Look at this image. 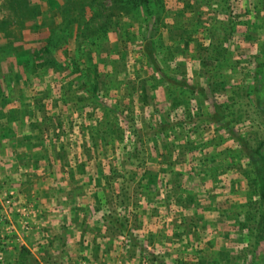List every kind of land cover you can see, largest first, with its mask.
Here are the masks:
<instances>
[{"label": "rangeland", "instance_id": "374dc122", "mask_svg": "<svg viewBox=\"0 0 264 264\" xmlns=\"http://www.w3.org/2000/svg\"><path fill=\"white\" fill-rule=\"evenodd\" d=\"M58 1L59 7L50 8L45 0H29L26 6L15 5L12 0H0V194L9 190L14 193L8 205L1 198V210L5 214L0 218V252L7 264H139L141 258L147 264H193L192 261L195 264L198 256L209 258V255L221 249L231 254L248 250L249 237L245 234L235 236V226L238 224L232 217L218 215L214 209L219 208L216 205L229 202L240 206L247 199L242 191L247 184L242 168L248 169L249 165L242 151L237 153V150H233L241 144L224 128L195 125L194 113L190 116L193 119L184 122V125L182 123L181 128H167L170 134L168 137L162 134V140L166 141V145L162 146L159 136H152V126L159 127L161 122H175L177 118H174V113H178L182 120L186 116L181 111L182 106L168 107L160 95L161 88H154L157 94L156 103L153 104L155 107L151 104L142 109L134 108V121L127 122L119 138L109 143L103 140L102 147L96 146V149L86 151L84 144H92L88 142L89 128H93L95 120L88 121L85 126L75 111L97 104L100 110L94 111L93 115L98 118L102 104L113 102L122 88L118 84L117 88H109L106 94H102L101 89L97 90V102L95 99L93 102L84 101L73 107L68 101L60 103V108H57L58 103L53 100L62 93L63 86H60L58 79L66 69L57 73L53 72V66L34 68L31 66V52H35L42 44L41 39L50 33L60 41L69 32L80 28L83 23L78 25L73 21L79 12L86 23L89 20L91 28L97 26L96 18L90 20L93 10L90 0H68L67 4L63 0ZM182 1L164 0L163 6L171 11L169 17L180 18L184 26L190 27L193 22L190 19L194 20L195 12H191V9L176 12L175 7H180L176 4ZM208 3L204 7L208 10L204 18H207L206 25L212 26L210 28L214 33L211 35L205 30L196 33L198 49L205 62L203 73H196L199 68L197 60L181 63L180 46L174 51L175 59L168 62L171 68L169 75L184 76L188 84L198 86L207 81V74L225 80L228 93L234 98L224 109L226 116H240L241 120L234 124L233 129L244 135L247 143L253 146L264 137V111L259 109L264 107V16L259 11L260 1L209 0ZM194 5L197 7L201 4L197 0ZM32 23H37L38 27L32 28ZM128 32L130 37L124 46L123 58L127 61L126 68L133 72L129 74H133V79L138 81L146 73L143 74L142 69L148 67H141L139 61L142 29L133 21ZM190 44V48L193 46L192 49H196L194 42ZM2 46L7 53L4 59ZM57 52L59 59H63L60 48H57ZM18 53H23L22 58L27 59L25 64L16 63ZM258 68H261L260 73L257 72ZM7 72L13 73L10 81L6 79L7 75H3ZM122 73L124 71L121 69L115 76L119 78L123 76ZM80 92V89L76 90L77 94ZM257 94L260 98L258 105H255L252 100ZM222 98L225 99L224 94L218 101ZM41 102L45 104L43 111L39 109ZM53 112L62 117L60 119L58 116L62 133L56 145L64 150L59 156L51 152L49 144L44 143L41 137L45 134L47 142L51 139V125L46 124V120ZM41 119L45 124L39 122ZM107 120H110V116ZM33 121H36V126L32 125ZM129 124L145 130L142 145L139 147L134 142L138 147L137 154H133L135 146L132 148L126 141L127 138L135 140L133 132L129 131L127 135ZM38 125L45 126L46 132H38ZM37 133L40 138H34ZM153 144L156 146L153 147ZM159 149H165V159L169 164L162 160L161 155L158 157ZM129 150L131 153L127 155ZM87 152L90 155L86 156ZM34 153L44 154L41 161H36V167H32L27 158L31 154V160L36 159ZM211 154L213 165L204 159ZM85 157L89 161H85ZM124 158L125 169L121 167ZM231 158L236 167L241 168L225 169V163ZM83 160L88 164V167L85 165L86 171L77 169V164ZM130 162L134 166L140 165V173L132 168ZM95 164L105 171L98 186L94 180ZM211 166L215 168L214 179ZM159 167L165 169L157 172ZM174 170L180 173V187L176 192L171 189ZM120 175H124L123 181ZM108 180L115 183H110L112 188L103 192L105 196H101L100 205L95 208L93 195L100 192ZM190 191H195L198 197L202 196L196 211L202 214L206 223L204 227L200 221H194L192 226L180 225L177 227L179 234L175 235L173 219L178 216L191 218L192 207L182 205V198H186ZM120 197L123 198L122 204L119 203L122 201ZM179 198L180 203L177 202ZM135 200L137 204L133 206ZM74 204L85 205L84 211ZM19 206L31 212L27 228L22 227L15 213L14 208ZM116 213L127 217L126 229H111L108 234L104 224H107L106 219L115 218ZM133 214L136 216V227H132ZM113 222L117 224V221ZM5 224L13 228L4 229ZM183 228L190 231L181 233ZM224 230L227 234L222 235ZM74 244L77 247L73 248ZM20 245L27 250L23 256H19Z\"/></svg>", "mask_w": 264, "mask_h": 264}, {"label": "trees", "instance_id": "16d2710c", "mask_svg": "<svg viewBox=\"0 0 264 264\" xmlns=\"http://www.w3.org/2000/svg\"><path fill=\"white\" fill-rule=\"evenodd\" d=\"M45 1L50 8H57L60 6L58 0ZM63 1L66 4L68 3V0ZM208 1L209 0H199L201 5L197 7L194 5L197 0H195V2L191 0H183L180 4H176L180 5L179 8H176L177 6L175 7L176 12L178 13L182 12L183 9H191V12H195V18L194 20L190 19V21L193 22L191 26L188 27L186 24L184 26L183 22L180 21V18L176 19L173 15L169 17L171 11L164 8V0H90L93 5V10L90 13V20L96 18L97 26H92L93 28H91L89 20L87 19L86 23L82 18L81 12L77 13L79 16H74L73 21L78 25H82V23L83 25L80 28L78 27L73 32H69L67 37L60 41L55 40L51 33L43 37L41 39V46H39L35 52H31L33 58L31 66L34 68L35 66L43 68L53 66V72L57 73L66 69L65 73L58 79L60 86H63L62 93L53 100L55 103H58L57 108H60V103H66L68 101L71 102L73 107L75 104H81L84 101L93 102L95 99L97 102V90L101 89L102 94H106L109 88H117L118 84L121 86L122 90L119 91L120 93L118 97L113 100V102L109 101L102 104L101 115H98L100 118L98 116V118H95L93 115L94 111L100 110V107L96 106L97 104L88 109L84 108V110L80 107L75 111L78 118L83 120L85 126L88 124V121L95 120L93 128H89L90 132L88 142L92 144H87L86 142L84 144V147L88 152L90 149H96V146L102 147L104 141L109 143L114 138H119L123 134L127 122L134 121L132 116L135 107L142 109L143 107H149L151 104L152 107H155L153 105L156 103L155 97L157 95L156 92H154L155 87H157V90L161 88L160 95L162 94V98L168 104L169 108L182 106L181 111H183V113L185 112L184 114L186 117L182 120L178 113H174V118H177L175 122L170 124L161 122L159 127L151 125L153 137L156 138L159 136L158 138H160V140L164 137H168L170 132L167 128L169 130H174L177 126L181 128L182 123L184 125L186 121L193 119L190 116L194 113L195 125H202L205 127L211 125L213 127L226 129L233 139L237 143L241 144L239 148H234L233 150H237V153L242 151L249 165L248 169L242 168V170H244L243 175L247 180V184H245L246 186L242 191L247 199L243 204H240V206L237 204L233 205L229 202L216 205L219 208L214 209L218 215L226 218L232 217V219H234V221L238 224L235 226V236L245 234L249 237L248 240L251 242L248 250H245L244 252L231 254L228 250L221 249L214 254L220 257L214 256L213 254L209 255V258L198 256L199 258H196L197 260L195 264H264V137L257 140L256 143L251 146L247 143V138L244 137V135H240L238 130L234 131V124L238 123L241 118L239 115L229 117L226 116V107L233 102L234 98L228 93L229 90H227L225 80L222 78L212 76L211 78L210 74H207V81L203 85L199 84L198 86L194 83L188 84L185 81L184 76L180 75L179 78L178 76L176 77L172 74L169 75L171 68L169 67L168 62L175 59L174 51L176 47L180 46L183 59L181 63L184 61L186 63V61L191 62L193 60H197L199 68L196 73H203L202 69L205 62L202 60L203 57L198 49L199 42L198 35L196 33L204 32V30L209 32L211 35L214 33L212 28H210L212 26L206 25L207 18H204V14H207L208 12V10L206 11L204 9V7L209 4ZM259 1V11L262 13V16H264V0ZM12 2L19 6H26L29 4V0H12ZM80 4H82V2ZM180 16L182 17V15ZM168 17L172 20L171 22L168 20ZM121 19H123V21H121ZM133 21L137 22L141 27L143 35L141 37L140 49L138 51L140 66H148L146 69H142L143 74L144 72L146 73L141 79L139 78L138 81L133 79L135 77L133 74L132 76L130 75L133 72H129V69L126 68L127 61L123 58L124 46L130 37L128 27ZM32 24V28L36 29L38 27L37 23ZM106 29L109 32H107ZM192 42L195 43L194 47H196V49H192L193 46L190 48V43ZM57 48H60L63 54V59H59ZM23 53L16 54V63L18 65H21V63L25 64L27 62V59L22 58L21 56ZM1 54L3 57L2 59H4L7 55L3 46ZM121 69L124 71V73H122L123 76L117 78L115 74ZM176 70L179 71L178 69ZM125 71L127 72L125 73ZM172 72L174 71L172 70ZM257 72L260 73L261 68H258ZM12 74V72H7L3 75H7L6 79L10 81L12 80ZM79 89L81 92L77 94L76 90ZM223 94L225 95V99L222 98L221 101H218L219 97H222ZM258 98L260 97L257 94L256 98L252 100L253 104L258 105ZM44 105L45 104L41 102V104H39V109L43 111ZM200 106H202L201 110L199 109ZM194 108L195 111L193 110ZM198 109L200 111H198ZM259 109L264 111V107ZM191 110H193V112H191ZM176 111L177 110L174 112ZM51 114L48 117L44 116L48 118L46 120V124L51 125V139L47 142L46 139H44L45 134L41 137H43L44 143L49 144L51 152L54 155L59 156L64 150L60 145H56V142L62 133V129L60 127V119H62V117H60L59 114L58 116L60 119H58L57 114H54V112ZM108 115L110 116L109 121L107 120V117H109ZM39 122H41V124H45L43 119ZM167 124H169L168 127ZM32 125L36 126V121H33ZM129 127L130 129H128L127 135H129V131L133 132L135 134V140L133 141L130 138H127L126 141L131 144L132 148L135 146L134 142H137V146L140 147L142 145V138L146 136L143 134L145 130L143 131L139 127H131L130 124ZM36 130L42 133L46 132L45 126L42 127L41 125H38ZM99 133L102 134L99 135ZM38 134L39 133H37L34 138H40L38 137ZM162 134L164 137H162ZM165 143L166 141L162 140L161 145H166ZM90 145H92V147H90ZM152 146L155 147L156 144H153ZM135 148L136 149L133 154L138 153V147L135 146ZM164 150L159 149L157 154H159L158 157L161 155L162 160L165 161L166 155ZM88 152L86 156L90 155ZM130 153L131 150L127 152V155H130ZM227 155L229 156V154ZM29 156L32 155L30 154ZM29 156H27V158L31 161V166L36 167L38 166L37 162L41 161L40 159L43 158L44 154H35L34 157L36 159L34 160H31ZM231 157L233 158L232 155ZM232 158L231 161L225 163L224 168H241V166L236 167L235 162H232ZM204 159H206L210 165H213V154ZM85 161H89L88 157H85ZM85 161L83 160V162L77 164L78 170L86 171L85 165L88 167V164H85ZM125 161L126 159L124 158L121 163V167L123 169H125ZM166 161L169 164L168 160ZM131 164L133 165L132 168H134L136 172L140 173V165L138 166L135 164L134 166L133 162ZM93 166H97L94 180L96 181V186H98L100 185L99 181L101 177L105 175V171L101 170L97 164ZM211 167V176L214 179L215 168L214 166ZM123 169L122 173L124 171ZM164 169L165 168L159 167L157 172L163 171ZM145 171L146 170L143 171L144 175ZM173 173V187L171 189L173 192H176L180 187V173L177 170H174ZM83 174H85V172H83ZM141 175L144 176L143 174ZM119 177L122 181L124 180V175H120ZM112 179L115 180L113 177ZM110 183L114 184L115 182L108 180L106 185L102 186V190L100 192H93L96 193L93 195V198L95 199V208L100 205L99 201L101 200V196H105V193L103 192L107 191L110 187L112 188V186H109ZM201 197V195H199V197L196 196L195 191H190L187 192L186 198H182L184 199L182 205L188 207L191 206L192 214L191 218L178 216L173 219L172 225L175 228L174 230H176L174 231L175 235L179 234V231L177 230L178 226L185 224L188 226L190 224L192 226L195 223L194 221H200V225L204 227L203 225H205L206 221L202 218V214L197 213L196 211V206L200 205L202 202L200 200ZM180 199L181 198L177 200L178 203H180ZM136 201L137 200L132 202L133 206H136ZM222 201L224 200L222 199ZM119 203H123V198L122 201H119ZM73 206L80 207L83 211L85 209V205L83 206V204H74ZM135 218L136 216L133 214L132 227H136L137 225ZM106 220L107 224H104V226L108 234L111 233V229H118V231L124 228L126 229V216L118 215L116 213L115 218H112V220ZM114 220L117 221V224L113 222ZM181 230V233L190 231L185 228ZM221 233L222 235L227 234L226 230ZM1 246L2 245L0 244V248ZM19 248L21 249L19 256H23L27 253V250L23 245H20ZM246 252L249 253L248 258ZM139 255L141 256L143 254ZM192 263L194 264V261H192Z\"/></svg>", "mask_w": 264, "mask_h": 264}, {"label": "built area", "instance_id": "2783aa9c", "mask_svg": "<svg viewBox=\"0 0 264 264\" xmlns=\"http://www.w3.org/2000/svg\"><path fill=\"white\" fill-rule=\"evenodd\" d=\"M0 218L3 217V215L5 214L4 212H2V201L1 198L3 199L4 203L6 205L9 204V198L12 199V197H14V193L12 192V190H9L7 192H4L2 194H0ZM25 208L23 206H19V208H14L15 213L18 215L19 218V223H22V227L27 228L28 227V220L29 217L31 216V212H29V210H24ZM6 216V215H5ZM12 225L10 224H5L4 229H10ZM13 228V226H12ZM15 231V230H14ZM142 260L139 262V264H147L146 260L144 258H141ZM0 264H7L2 252H0Z\"/></svg>", "mask_w": 264, "mask_h": 264}, {"label": "crops", "instance_id": "0c3cea01", "mask_svg": "<svg viewBox=\"0 0 264 264\" xmlns=\"http://www.w3.org/2000/svg\"><path fill=\"white\" fill-rule=\"evenodd\" d=\"M23 244L26 245V243H23ZM74 245H75V246H74L73 248L77 247L76 244H74Z\"/></svg>", "mask_w": 264, "mask_h": 264}]
</instances>
